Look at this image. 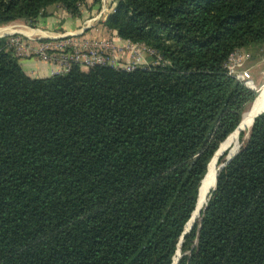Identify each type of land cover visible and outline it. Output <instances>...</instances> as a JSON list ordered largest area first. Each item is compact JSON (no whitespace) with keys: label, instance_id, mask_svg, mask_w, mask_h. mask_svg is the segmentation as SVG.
<instances>
[{"label":"trees","instance_id":"16d2710c","mask_svg":"<svg viewBox=\"0 0 264 264\" xmlns=\"http://www.w3.org/2000/svg\"><path fill=\"white\" fill-rule=\"evenodd\" d=\"M85 3L0 0V24ZM104 26L166 63L32 78L0 38V264H264V112L183 234L255 97L224 64L264 44V0H116Z\"/></svg>","mask_w":264,"mask_h":264},{"label":"built area","instance_id":"2783aa9c","mask_svg":"<svg viewBox=\"0 0 264 264\" xmlns=\"http://www.w3.org/2000/svg\"><path fill=\"white\" fill-rule=\"evenodd\" d=\"M8 37V47L16 57H31L49 62L54 66L52 75L67 73L76 65L82 71H87L94 65L132 71L136 68L163 66L166 63L152 48L144 44L134 46V43L121 39L117 33L101 40L79 38L73 34L49 37L47 41L36 40L32 35L17 34Z\"/></svg>","mask_w":264,"mask_h":264},{"label":"rangeland","instance_id":"374dc122","mask_svg":"<svg viewBox=\"0 0 264 264\" xmlns=\"http://www.w3.org/2000/svg\"><path fill=\"white\" fill-rule=\"evenodd\" d=\"M94 1L95 2L97 1V3L99 4L98 9L96 10V13L93 15V17L89 16L87 19H85L86 22L88 20H92V19H94V21L97 22V20H98L97 18H105L108 15V13L114 9L113 8L111 10V7L109 6V3H110L109 0H94ZM51 12L52 11L49 10L48 12H46V14H51ZM19 21H22V20H15V21H12L9 23L0 24V29H2L1 30L2 32L0 31V38H6L8 40V38H9L8 36H13V35H17V34H21L22 36H27V34L25 33V30L26 29L29 30L31 26H29V28L26 27V29L22 30L19 27H16L14 25V24H18L17 22H19ZM10 27H12V31L7 30ZM33 27H35V26H33ZM33 27H31V28H33ZM11 33H13V34L11 35ZM62 34H73V35H77L79 38H83V37H80L81 33L68 32V33H61L60 35H62ZM50 38H52V37H50ZM103 38H110V36L109 37L103 36L101 38H96L94 40H101ZM47 40H49V38H45L42 41H47ZM137 44H140V43H134L132 45L136 46ZM145 46H147V45H145ZM29 58H31V57H29ZM224 66L227 67L226 69L231 76H234L236 79L241 81L246 87L250 88L251 90H253L255 92L254 99L257 97V95L259 94L260 91L263 92V95H264V44L258 45V46H244V47L237 48L232 54H230V56L228 57V59L226 60V62L224 64ZM250 104H251V102L247 105V107L244 109V111L242 113H244L245 110L246 111L248 110V108L250 107ZM241 116H242V114H241ZM247 131H249V130L247 128H244L240 132H238V143H239L238 151L243 147V145L245 144V142L248 139V132ZM227 149H224L223 153L219 154L217 159H216V166L217 165L219 166V167L217 166L218 169L226 161L225 157L227 156L226 155ZM216 154H217V151L214 153V157L216 156ZM208 192L209 193H207V195L205 197L206 201L209 198L210 193L212 192L211 189ZM205 203L200 207L198 212H195L196 215L194 214L195 216H193V220H192V223L190 224V226H192L194 224V222L199 220L200 212H201L202 208L204 207ZM181 255L182 254L179 251V255L177 253V256H178L177 259H179L181 257Z\"/></svg>","mask_w":264,"mask_h":264},{"label":"crops","instance_id":"0c3cea01","mask_svg":"<svg viewBox=\"0 0 264 264\" xmlns=\"http://www.w3.org/2000/svg\"><path fill=\"white\" fill-rule=\"evenodd\" d=\"M109 1V6L112 10L115 6L116 0ZM94 2V0H86V3L81 7V13L78 17H72L63 9L52 5L46 10V12L49 10L52 11L51 14H46V16L39 19L35 27H30V29L27 30L26 27L29 28V25L24 21H19L17 22L18 24L14 25L22 30L26 29L25 33L27 35L34 36L36 40L55 37L61 33L68 32L81 33L80 37L86 39H96L103 36L113 37L116 32L108 30L104 26V20L107 16L105 18H97V22L94 21V19L88 20L87 22L85 21V19H87L89 16L93 17V15L96 13V10L98 9L99 4L97 1L95 3ZM17 58L23 71L32 78H42L52 75L51 71L53 70L54 66L49 62L22 56H18Z\"/></svg>","mask_w":264,"mask_h":264},{"label":"bare ground","instance_id":"6f19581e","mask_svg":"<svg viewBox=\"0 0 264 264\" xmlns=\"http://www.w3.org/2000/svg\"><path fill=\"white\" fill-rule=\"evenodd\" d=\"M2 29H0L1 31ZM7 30H12V28L10 27ZM2 32V31H1ZM263 92H261V96L260 98H258V100L261 103H264V95ZM246 111V110H245ZM246 114H244V118H245ZM245 128H247L249 130V126H246ZM249 132V131H247ZM225 147V149H227V156L225 157V159H228L230 157H232L235 153H237L238 149H239V143H238V134L232 133V135H230L227 140L221 145L220 150L218 151V153L216 154L215 158H213L209 164V168L207 171V174L205 176V178L203 177L202 181H201V185H200V192L198 193V200H197V208L195 212H198L200 207L206 202L205 197L207 195V193H209L208 191L210 189H212L214 187V179H215V174L218 170V167L216 166V157L220 154L221 150H223V148ZM196 215V213H195ZM194 215V216H195ZM192 219V218H191ZM191 221L188 223L187 228L190 226ZM178 253V252H177ZM179 255V254H178ZM178 257V256H177ZM177 257L173 258V261L175 262V260L177 259Z\"/></svg>","mask_w":264,"mask_h":264},{"label":"water","instance_id":"95a60500","mask_svg":"<svg viewBox=\"0 0 264 264\" xmlns=\"http://www.w3.org/2000/svg\"><path fill=\"white\" fill-rule=\"evenodd\" d=\"M260 96H261V91L259 92V94L257 95V97L251 102L250 107L248 108V110L245 111L244 113H242L241 120H240L238 126L236 127V129H235L232 133H235V132H236V134H238V132H240V131H241L242 129H244L246 126H249V132H250V129H251V126H252L254 120H255L259 115H261V114L264 112V103H261V102L258 100V98H260ZM244 114H246L245 118H244ZM249 132H248V136H249ZM232 133H230V134L224 139V141H222V142L219 144L218 149L216 150L217 153H218V151L220 150L221 145L227 140V138H228ZM224 149H225V147L223 148V150H221L220 154L223 153ZM237 153H238V151H237ZM237 153H235L232 157L226 159L225 163H223V165L217 170V172H216V174H215V179H214V187L211 189V191H213V190L215 189V185H216V177H217V173H218V171H220V170H221L226 164H228V163L231 161V159H232ZM217 157H218V156H217ZM217 157H216V159H217ZM213 158H215L214 155H213V157L211 158V160H212ZM216 159H215V161H216ZM211 160H210V162H211ZM210 162H209V164H210ZM208 166H209V165H208ZM206 174H207V172H206ZM206 174H205V176H206ZM205 176H204V178H205ZM199 190H200V189H199ZM199 192H200V191H198V193H199ZM197 200H198V197H197ZM206 202H207V201H206ZM196 203H197V202H196ZM205 205H206V203H205ZM190 219H191V218H190ZM189 221H190V220H189ZM189 221H188V222H189ZM190 228H191V226H189L188 228L186 227V229H185V231L183 232V234L186 233L187 231H189ZM182 236H183V235H182ZM181 238H182V237H181ZM180 244H181V239H180L179 245H180ZM179 251H180V248H178V250H177L178 254H179ZM177 260H178V259H176L175 262L173 261L172 264H177Z\"/></svg>","mask_w":264,"mask_h":264}]
</instances>
